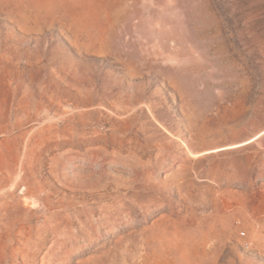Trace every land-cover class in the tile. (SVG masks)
<instances>
[{"label": "rangeland", "instance_id": "374dc122", "mask_svg": "<svg viewBox=\"0 0 264 264\" xmlns=\"http://www.w3.org/2000/svg\"><path fill=\"white\" fill-rule=\"evenodd\" d=\"M0 264H264V0H0Z\"/></svg>", "mask_w": 264, "mask_h": 264}]
</instances>
